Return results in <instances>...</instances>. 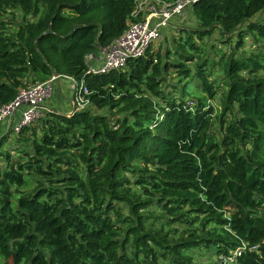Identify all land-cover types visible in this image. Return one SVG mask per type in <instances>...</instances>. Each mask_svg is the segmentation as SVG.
<instances>
[{"label": "trees", "instance_id": "16d2710c", "mask_svg": "<svg viewBox=\"0 0 264 264\" xmlns=\"http://www.w3.org/2000/svg\"><path fill=\"white\" fill-rule=\"evenodd\" d=\"M135 7L0 0V109L55 74L89 90L82 109L48 107L12 151L0 134V264H199L191 251L236 248L237 264H264V0H196L164 28L158 42L179 32L166 49L88 73ZM219 33L235 42L214 61L205 39ZM63 76L54 93L69 96ZM167 76L183 79L178 98Z\"/></svg>", "mask_w": 264, "mask_h": 264}, {"label": "built area", "instance_id": "2783aa9c", "mask_svg": "<svg viewBox=\"0 0 264 264\" xmlns=\"http://www.w3.org/2000/svg\"><path fill=\"white\" fill-rule=\"evenodd\" d=\"M196 0H177L175 3H167L163 0H135L134 16L141 15V19L133 22L128 30L115 39L104 51L103 60L97 65L89 66L88 73L104 74L111 70L122 69L130 59L139 58L145 55L146 50L154 42L162 37L165 27L169 26L174 17L185 15L187 8ZM63 75L55 74L47 81H36L27 85L19 91L17 98L0 109V124L11 120L7 129L17 134L21 130L35 123L45 114L47 100L55 90L56 82ZM68 78L73 87L74 109H82L89 104L87 95L89 90L84 80ZM193 107L194 101L189 100ZM20 116L15 120V116ZM242 249L236 248L229 254H220L216 264H237Z\"/></svg>", "mask_w": 264, "mask_h": 264}, {"label": "rangeland", "instance_id": "374dc122", "mask_svg": "<svg viewBox=\"0 0 264 264\" xmlns=\"http://www.w3.org/2000/svg\"><path fill=\"white\" fill-rule=\"evenodd\" d=\"M17 15L20 16L19 11H17ZM253 20L254 21H258V20L263 21L264 20V11L257 14V16ZM178 36H179V32H177L174 35H171L169 38H166L165 40H161L159 42L158 41L154 42L152 46L155 50L159 49L160 47L162 48V50H164L169 46V43L171 42V40L174 37H178ZM231 42H232V44H234L235 39H232L231 41H227V39L223 38L220 35V33L216 34L210 38L205 39V43L207 44L206 50L208 52H210L209 56H210L211 60L217 61L219 59V55H217L218 57L215 56L216 50H223L224 52H229L231 50V46H232ZM245 44H246L245 50H247V52H249L251 49L257 50L255 47H253L250 38L246 39ZM220 73L221 72H215V74L212 76V79L217 84H220V82H221L220 80H221L222 75H220ZM166 79H167V83L165 84L166 91L168 93L171 92L172 96L174 98H178L182 92L181 91L182 88L184 87V83L181 81L183 79L180 80L176 76H167ZM33 83H34V81L29 82V85H31ZM197 85L199 86V82L197 80H194V82L191 85L187 86V91L191 93V91L193 90V86H197ZM175 88L179 89L180 92H173V90ZM223 89H222V83H221V85L219 86V93L223 92L222 91ZM199 95H200L199 90H196L194 92V94H191L188 96L189 97L194 96L193 99H191V100L196 101L197 99L195 100V98L199 97ZM58 99L59 98H58L57 94L54 93L52 95V97L50 98V102L58 101ZM216 106H219V103L217 101H216ZM57 108L62 109V107H60V106H58ZM63 109L68 110L67 108H64V107H63ZM215 129H217V128H215ZM1 137L2 136H0V138ZM16 137H17L16 133L11 131L9 133L8 139L6 140L7 143L2 147V149L3 150H11V151L14 150V148L16 146V144H15ZM14 154H16V153H14ZM124 211H127V209H124ZM215 250L216 249H212V251H208L206 249H202L198 252H197V250H193V251H191V253H192V256L195 259V261L199 264H216L218 256H217V253Z\"/></svg>", "mask_w": 264, "mask_h": 264}, {"label": "crops", "instance_id": "0c3cea01", "mask_svg": "<svg viewBox=\"0 0 264 264\" xmlns=\"http://www.w3.org/2000/svg\"><path fill=\"white\" fill-rule=\"evenodd\" d=\"M102 60H103V51H100V53L98 54V56L93 59L92 64L93 65H97V64L101 63ZM63 83H64L63 81H57L56 84H55V89H57L59 87V90H60V87H62V84ZM66 85H67V87L70 88V94H69V96H68V92H67L68 90L63 91L62 95H57L58 98H59L58 101H52V102H50V98H49L47 100V102H46V107L57 108L58 106H60V107H62V109L64 107V108H67L68 110L71 108V104L68 103L67 99L69 98L70 100H72L71 99V96L73 95L72 94L73 93V87L71 86V84L69 82ZM61 90H63V89H61ZM57 109H59V108H57ZM19 116H20V113H18L15 116V120H17ZM10 121L11 120H7V121L2 122L0 124V134H3V132H5L6 130H8L7 127L9 125V123L11 124Z\"/></svg>", "mask_w": 264, "mask_h": 264}, {"label": "water", "instance_id": "95a60500", "mask_svg": "<svg viewBox=\"0 0 264 264\" xmlns=\"http://www.w3.org/2000/svg\"><path fill=\"white\" fill-rule=\"evenodd\" d=\"M52 32V28L50 27L47 31V33H51Z\"/></svg>", "mask_w": 264, "mask_h": 264}]
</instances>
